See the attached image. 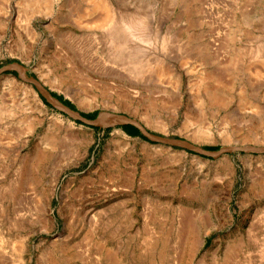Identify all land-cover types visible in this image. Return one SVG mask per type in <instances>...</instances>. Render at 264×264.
Returning <instances> with one entry per match:
<instances>
[{"label":"rangeland","instance_id":"rangeland-1","mask_svg":"<svg viewBox=\"0 0 264 264\" xmlns=\"http://www.w3.org/2000/svg\"><path fill=\"white\" fill-rule=\"evenodd\" d=\"M108 1L116 37L87 0H0V68L225 150L1 72L0 264H264V0Z\"/></svg>","mask_w":264,"mask_h":264},{"label":"water","instance_id":"water-1","mask_svg":"<svg viewBox=\"0 0 264 264\" xmlns=\"http://www.w3.org/2000/svg\"><path fill=\"white\" fill-rule=\"evenodd\" d=\"M7 70H15L18 73V77L21 81L28 83L32 85L39 95L44 99V101L55 108L57 111L60 113L66 115L68 118L79 121L82 124L94 126L98 123V120L101 116H103V113L98 114V116L95 119H88L86 116L83 115L81 111L75 110L65 103L61 101L58 97L54 96L50 90H48L42 83H40L37 79L33 77H26L25 74L23 73V69L19 63H11L9 65L3 66L0 68V73L7 71ZM105 115H110L112 118L115 119V121H119L124 124H129L137 128L140 132V135L145 137L147 140L151 142H157V143H162V144H167L170 146H177L183 149H189L194 152L204 154L207 156H216L220 152L224 151L225 148L220 149L217 153H211L205 149H202L200 147L191 145L187 141L181 140V139H171V138H165V137H159L156 135L151 134L148 132L140 123H138L134 119H130L126 116L123 115H117V114H105ZM106 125V124H105Z\"/></svg>","mask_w":264,"mask_h":264},{"label":"bare ground","instance_id":"bare-ground-1","mask_svg":"<svg viewBox=\"0 0 264 264\" xmlns=\"http://www.w3.org/2000/svg\"><path fill=\"white\" fill-rule=\"evenodd\" d=\"M89 1V3L91 4V8L90 9H86L84 14H91L94 11H100L102 14V17L100 19V22L96 23L97 27L100 29H105V31L107 32V34H111V36H117V32L116 29L118 28V20H117V16L118 14L114 11V9L111 6V3L108 0H87ZM41 2V1H40ZM44 3V2H43ZM44 5V4H43ZM45 6V5H44ZM8 7V6H6ZM10 7V6H9ZM8 7V8H9ZM48 7V6H47ZM12 8V7H11ZM10 8V11L6 13V15L8 16L7 18H11L13 16L12 14V10ZM50 8V7H49ZM43 9V8H42ZM30 10V9H29ZM99 12V13H100ZM94 24V23H93ZM115 32V33H114ZM112 36V37H113ZM131 58V57H130ZM121 59V58H120ZM133 60V59H132ZM131 61V60H130ZM147 63V62H146ZM146 63H141V62H136L133 61L132 65L136 67V69L134 70V72L140 74L143 73L144 71H148L147 73H149V69L147 67ZM157 64V63H156ZM149 65V64H148ZM156 66V65H155ZM159 66V64H158ZM152 67V66H150ZM155 68V67H154ZM157 70V69H156ZM164 72V69L162 67L159 68V70L157 71L158 75H162V73ZM166 72V71H165ZM151 73V72H150ZM165 74V73H164ZM131 76V75H130ZM140 76V75H139ZM145 76V75H144ZM142 76V77H144ZM150 76V75H149ZM27 93H30V96H32V100L34 101V103H38L41 104L40 99L36 96L35 92L30 88V89H26ZM210 100L211 101H217L218 100V94L217 93H211L210 95ZM109 118L111 117L110 115ZM106 117H101L98 120V123L100 124H108L113 122V119H109ZM50 144L52 146L56 145V141L55 139L49 140Z\"/></svg>","mask_w":264,"mask_h":264},{"label":"trees","instance_id":"trees-1","mask_svg":"<svg viewBox=\"0 0 264 264\" xmlns=\"http://www.w3.org/2000/svg\"><path fill=\"white\" fill-rule=\"evenodd\" d=\"M54 95V94H53ZM61 101H63V103H65L66 105H68L69 107L73 108L72 104L68 101V100H63L61 96L58 97ZM87 118H94V114H86L85 115ZM123 129L129 134V135H132V136H135V135H140V132L137 128H135L134 126L132 125H125L123 126ZM145 138V137H144Z\"/></svg>","mask_w":264,"mask_h":264}]
</instances>
